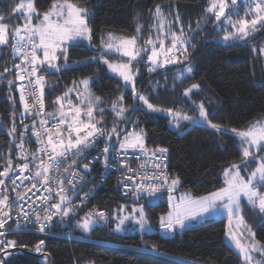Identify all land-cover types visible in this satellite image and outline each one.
<instances>
[{
    "label": "trees",
    "instance_id": "16d2710c",
    "mask_svg": "<svg viewBox=\"0 0 264 264\" xmlns=\"http://www.w3.org/2000/svg\"><path fill=\"white\" fill-rule=\"evenodd\" d=\"M247 1L250 0H245L244 4H248ZM18 2L19 0H0V15L8 16L13 5ZM72 2L92 9L88 16L92 39L89 46L68 47L67 64L84 63L69 66L59 72L41 69V74L45 76L46 112L54 111L56 97L72 88L73 82L77 83L85 78L90 80L91 92L103 100L102 106L112 103L118 95H123V103L130 112L133 106L138 108L140 102L134 99L132 90L125 89L119 78L106 73L101 63L87 60L98 55L101 41L106 40L109 33L121 38L137 36V46L143 45L149 36L154 37L155 29L152 26L155 6L177 2L188 19L196 18L197 25L202 22V26L194 25L190 35L185 38L188 42L185 45L187 52L184 55L176 53L182 62L158 67L152 72L148 71L145 59L135 62L139 71L136 91L161 109H173L192 116H196L198 112L195 106L204 102L210 113L209 118L229 130L246 129L256 121H264V63L259 54V48H264L263 26L257 25V29L262 30L256 35L252 31L245 39L224 41V29L228 28L230 31V26L217 22L213 13H204L209 0ZM50 3L51 0H35L40 13L47 10ZM240 4L239 18H245L246 9L242 2ZM8 22L11 25L22 21L13 19ZM137 22L142 25L141 34L136 32ZM15 63L18 60L13 58L11 48L0 46V171L7 166L9 158L12 159L13 168L21 162L18 158L19 148L16 147L20 139L19 133L25 124L29 125V133L31 131L29 121H20L22 112L19 80L15 75L17 70L13 67ZM187 67H191L192 72H187ZM5 68L9 71L4 72ZM10 80L13 81L11 87L8 84ZM193 84H198L199 89H193L190 97H185L183 93ZM72 98L75 100L74 93ZM13 113L17 131L9 135ZM112 118L110 112L104 111L102 127L109 129ZM117 126L122 130L121 138L129 130H143L149 149H168V169L180 179L172 196L180 190L189 191L196 197L208 195L224 185L222 172L225 168L233 163L241 164L243 168L240 144L230 131L227 135H221L204 125L182 123L180 129L183 130L176 132L169 129L166 117L142 110L131 114L130 122H119ZM25 140L24 150L32 151L33 137L26 135ZM98 144L104 146L103 140H98ZM0 179L5 180V188L0 187L2 192L6 190L7 178ZM111 182L112 179L109 178L108 188H99L86 203H81L87 188L83 189L73 201L79 206L75 213L62 220L66 221L63 226L60 224L61 220L54 219L46 229L50 234L13 232L0 237L17 242V247L7 249L8 255L0 252V259H4L5 264H242L236 249L224 241L227 231L225 217L201 218L192 222L188 228L164 237L157 230L156 222L159 215L168 211L169 201L148 197L138 201L124 200L120 193L112 190ZM132 206L144 207L151 223L150 231L135 230L130 222L116 231L118 217L130 214ZM90 208L103 211L107 220L92 218L98 223L85 232L77 225ZM241 208L246 224L255 233V238L264 242V214L253 209L244 199L241 201ZM40 240L44 244L41 245L42 251L37 253L35 244Z\"/></svg>",
    "mask_w": 264,
    "mask_h": 264
},
{
    "label": "snow or ice",
    "instance_id": "6c2138e0",
    "mask_svg": "<svg viewBox=\"0 0 264 264\" xmlns=\"http://www.w3.org/2000/svg\"><path fill=\"white\" fill-rule=\"evenodd\" d=\"M231 6L232 11L227 15L228 0H212L207 9L214 14L217 22L230 26V31L228 28L224 29L226 33L223 36L224 41L245 39L251 31L257 30V25L264 26V0H250L246 4L245 18H239L238 0H231ZM153 16L158 22L152 26L156 29L155 40L149 36L144 41V45L138 47L137 36L121 38L109 33L107 39L101 41V54L92 58L93 61L106 65L111 73L122 79L125 86H131L134 99L140 102V107L133 106L130 112L123 103V95L117 97L111 104V111L115 116L113 127L108 130L101 126L104 122L105 110L102 107L104 102L101 97L90 92V80L87 78L81 80L79 84L73 82L72 88L56 97L54 111L45 112L46 85L41 69L46 66L51 72H59L61 68L57 61L63 59L67 66L70 45L81 40L91 41L92 29L89 27L88 10L73 3L72 0H51L50 7L40 13L35 0H19L13 5L8 16L0 15V46L10 47L13 58H18L20 61L13 65L17 70L16 79L21 82L28 81L27 85L21 83L18 87L19 100L23 107L20 121L23 123L26 116H33L30 133L29 125L25 124L19 133L20 139L16 145L20 149L18 158L24 163L13 168L12 159L9 158L7 166L0 171V177L9 178L10 173L12 174L11 184L14 185L13 191H16V199L19 201L27 203L25 196L33 189L39 192L43 188L49 194L38 197L41 200L40 210L34 211L31 215L25 210L24 204L18 205L21 210L19 215L23 216L25 226L31 223L39 232L44 233L56 216L62 221L64 217L75 213L79 206L72 202V196L76 194L77 183L85 181L91 172L90 165L93 162L103 156L105 169L112 166L109 164V153L114 149L112 138L117 137L118 151L113 150V157H120L121 159H117L116 162L121 163V167L126 168L127 173H131V175L125 174L121 181L125 195H131L138 201L145 196L157 199L162 189L169 194L171 210L166 216L159 218L160 229L163 232L173 233L184 230L194 221L222 212L227 219L225 235L236 249L242 264H264V242L257 240L255 233L248 228L241 208L243 198L249 206L264 214V121H256L243 130L236 128L229 130L209 118L210 113L204 102L195 106L199 116L194 118L173 109H161L137 92L135 83L139 71L134 67V61L138 63L140 59H145L148 63V71L152 72L158 67L182 62L176 53L184 55L187 52L185 45L188 42L183 39V26H180L179 34L174 31L173 21L167 19L160 5L155 6ZM233 16L237 19L233 20ZM13 19L22 22L10 25L8 21ZM174 22L180 24L178 13L174 16ZM142 30V25L137 22L136 32L141 34ZM108 53H116L127 59L111 62L107 58ZM259 54L264 55V48L259 50ZM8 71V68L4 69V72ZM186 71L190 73L192 68L187 67ZM8 84L11 87L13 81H8ZM199 87L198 84H193L183 95L190 97L193 89ZM73 93L76 102L72 99ZM144 108L152 113H163L172 117L170 123H173L177 129L181 127V121H188L197 125L203 124L221 135H227L230 131L240 142L243 168L238 163L225 168L224 186L217 191L199 197L185 194L178 201L173 202L175 197L172 193L180 184V179L167 173V165L163 161L167 159L168 149L164 147L149 149L146 146L143 130L127 132L121 138L122 130L117 126V121L130 122V115ZM126 113L129 115L126 116ZM14 116L13 113V125L9 135L17 131ZM36 117L40 119L37 121ZM26 135L35 137V142L39 145L36 152L28 153L24 150ZM98 140H103L104 147L96 157L89 159V154L95 149ZM129 150L138 153L134 157L136 160L143 158V162L136 169L122 162L129 158ZM84 160H88V163H84ZM253 164L255 167L250 168ZM81 165L83 173L78 171ZM61 168L65 175L60 173ZM242 171L248 173L247 177L241 174ZM17 180H20V184L25 180H31L32 183L25 186L21 192L17 191L20 188V184L16 183ZM123 181L128 183L124 184ZM3 186L5 180L0 179V187ZM28 199L30 200L31 197ZM14 206H16L15 201L10 204L9 196L0 194V237L8 235L3 229L11 219L10 210ZM131 212V216L118 217L116 231H120L121 226L128 219L139 225L141 231L151 230L143 206L132 208ZM93 216L107 220L105 213L97 210L86 214L77 226L85 232L89 231L93 224ZM20 226L17 221V227ZM43 244V240L35 244L37 253L42 251ZM15 247H17L15 240L0 239V252H4L5 255L9 254L7 249ZM0 264H5V260L0 259Z\"/></svg>",
    "mask_w": 264,
    "mask_h": 264
},
{
    "label": "built area",
    "instance_id": "2783aa9c",
    "mask_svg": "<svg viewBox=\"0 0 264 264\" xmlns=\"http://www.w3.org/2000/svg\"><path fill=\"white\" fill-rule=\"evenodd\" d=\"M17 60H18V63H19L20 61H19L18 58H17ZM22 67H23V65H22ZM21 83L27 85L28 81L27 80H25L23 82L19 81L18 87L21 85ZM19 95H20V93H19ZM29 100L31 102V97H29ZM20 108H21V112L23 113V107H22L21 103H20ZM25 119L32 124L33 116H26ZM36 119L38 121L40 119V117H36ZM51 123L54 124L55 121H51ZM33 140H34V146H33L32 151L25 150L28 153L36 152L37 148L39 147V145L35 142V137H33ZM103 147L104 146L102 144H98V141H97L95 149L92 150L90 152V154H89V159H92V158L96 157L97 154L102 151ZM114 150L118 151V146L116 148H114ZM137 154L138 153H133L131 150H129V154H128L129 158L126 161H122V162L125 163V164L130 165L133 169L138 168L139 164L143 162V158L141 160H136L134 157ZM166 156H167V153H166ZM109 157H110L109 164L112 165L111 167H109L108 169H105V167L103 165V162H102L103 156H101L100 160L95 161V162H93L90 165L91 172L87 175L85 181H83L81 183H77L76 189H78L83 183H86V182L89 181L83 187V189L87 188V190L85 191L84 196L82 197L83 203H86L89 200L90 197L94 196L99 188H102V189L108 188L107 181L109 180V178L112 179V182H111V186L112 187L111 188H112L113 191L120 193V195L123 197L124 200L130 199L132 201H136L131 195H125V188L123 187V185L121 183V181L123 180V176L125 174L131 175V173H127L126 172V168H122L121 167V163H117L116 162L117 159H121V158L120 157H115L114 158L113 157V150L110 151ZM81 159H83V157H81ZM156 162L159 163L160 161H156ZM23 163H24V161L21 160V162L18 165H21ZM84 163H88V160H84ZM163 163L167 165V173L170 176H175V174L170 172L169 169H168V159L163 161ZM78 171L83 173L84 170H83V166L82 165L80 166ZM60 173L62 175H64L63 168L60 169ZM16 174H18V172ZM25 175H31V173H25ZM11 176H12V174L10 173L9 178H7V180H6V190H4L2 192L0 191V194L8 195L9 196V203L12 204L13 201H15L16 206H14L10 210L11 219L8 220V223L5 225V228L3 229V231H5L7 233H13V232L41 233L31 223H28L25 226V221H24L23 216L19 215L21 210L18 207V205L19 204H24L25 210L31 215L34 211H39L40 210L41 200L38 197L47 196L49 194L47 192H45L43 190V188H41L39 192H36V190L33 189L32 192H28L27 195L25 196V200L27 201V203H25V201H19V200L16 199V191H13L14 185L11 184ZM16 183L20 184V180H17ZM31 183H32L31 180H25L23 184H20V188L17 189V191H21L22 192L25 189V186H28ZM123 183L127 184L128 181H123ZM53 187H55V185ZM33 193H35V195H33ZM168 195H169L168 192L165 189H162L161 193L158 194V198L168 200ZM53 196H55L54 193H53ZM28 197H31V199L29 200ZM145 197H147V196H145ZM33 201H34V203H33ZM29 205H32V206L29 207ZM5 210H8V209H5ZM95 211H97V210H95L93 208L87 209L85 211L84 216L86 214H88V213H92V212H95ZM96 217L97 216H93L92 218H96ZM54 219L61 220V218L59 216H56ZM63 219H65V218H63ZM17 221H19V224L21 225L19 228L17 227ZM43 234H50V233L45 231Z\"/></svg>",
    "mask_w": 264,
    "mask_h": 264
},
{
    "label": "rangeland",
    "instance_id": "374dc122",
    "mask_svg": "<svg viewBox=\"0 0 264 264\" xmlns=\"http://www.w3.org/2000/svg\"><path fill=\"white\" fill-rule=\"evenodd\" d=\"M242 2V5H243V7H244V9H246V11H245V13L247 12V7H246V3L244 4V1L245 0H238V4H240V2ZM248 3L250 2V1H247ZM74 3V2H73ZM212 3V0H209V2H208V4H207V6L205 7V10H204V13L205 14H207V13H210V12H208L207 11V9H208V7L210 6V4ZM228 4H229V7H228V9L226 10L227 12H226V14H228V12H231L232 11V6H231V0H228ZM241 5V4H240ZM79 6L80 7H82V8H86L87 10H88V16H89V14H90V12H92V9L89 7V6H87V5H80L79 4ZM161 8H162V10L164 11V14H165V16L167 17V19L168 20H172L173 21V25H172V28H173V30L174 31H177V33L179 34V28H180V26L182 25L183 26V33H184V35H183V39L185 40V38L187 37V36H189L190 35V33L192 32V30H193V27H194V25H197V21H196V18H194V19H188L187 17L188 16H186V13H185V11L183 10V8L177 3V2H169V3H166V4H164V5H161ZM179 14V17H180V24H176L175 22H174V16H175V14ZM239 16H240V14H239ZM224 18H222V20H223ZM235 19H237V17L236 16H233V20H235ZM34 23H35V21H34ZM158 22L154 19V21H153V25L154 24H157ZM202 22H200L198 25H197V27L199 26V27H201L202 25ZM165 27L167 28V24L165 25ZM264 28V26L262 27V29ZM153 29H155V28H153ZM262 29H257V30H255V35L257 34V33H259L260 32V30H262ZM252 32V31H251ZM250 32V33H251ZM251 36H253V33L251 34ZM152 38L155 40V38H156V29L154 30V37L152 36ZM170 39V38H169ZM242 42H244V43H246L245 41H242ZM168 43V41H166V44ZM83 44H86V45H90V42L89 41H87V40H81V41H77V42H74L72 45H70V46H73V45H83ZM143 45H144V43H143ZM69 46V47H70ZM139 47V46H138ZM148 47H151V46H148ZM261 48H259V50H260ZM253 50V49H252ZM99 51H100V53H101V51H102V49H101V47H100V49H99ZM99 54V53H98ZM108 54H110V55H112L114 58H113V62H118L119 60H121V59H124V60H126L127 58L126 57H120L119 56V54H116V53H108ZM143 54V53H142ZM100 55V54H99ZM96 56H98V55H96ZM260 56H261V59H262V62L264 63V55H261L260 54ZM87 61H92V59H89V60H87ZM57 63L60 65V68H61V70L62 69H64V68H67V67H69V66H75V65H78V64H81V63H84V61H81V62H72L71 64H67V66H65V61L63 60V59H61V60H59V61H57ZM134 67L135 68H137V66H135V61H134ZM104 65V64H103ZM104 66H106V65H104ZM44 69V71H48L49 72V70H47V68H46V66H45V68H43ZM106 72L108 73V74H110V75H113L114 77H117V78H119L118 76H116L115 74H113V73H111L110 72V70L107 68V66H106ZM51 72V71H50ZM183 74V73H182ZM138 77V75L136 76V78ZM119 80L121 81V83H122V85H123V87L125 88V89H129V90H132V88H131V86H125V84H124V82L122 81V79L121 78H119ZM81 80H79L78 82H77V84H79V82H80ZM81 88H82V86H81ZM90 90V89H89ZM90 92H91V90H90ZM92 93V92H91ZM119 96H121V95H118L117 97H119ZM73 99V98H72ZM117 99V98H116ZM115 99V100H116ZM73 101L74 102H76L74 99H73ZM111 104L112 103H110V104H108V105H106V106H102L103 108H104V110L105 111H107V112H110L111 113V115H112V121H111V125H110V128L108 129V130H110L112 127H113V122H114V119H115V116H114V113L111 111ZM140 107V105H138V108ZM143 112H146V113H148L149 111L146 109V108H144L143 110H142ZM174 111V110H173ZM46 112V111H45ZM178 112H181V111H178ZM47 113V112H46ZM152 113V112H151ZM181 113H183V112H181ZM154 114H157V115H161V116H163V117H166L167 119H168V127H169V129H171V130H173V131H176V132H181L183 129H177V127H175V125L173 124V123H170V121L172 120V117H170V116H167L166 114H163V113H154ZM189 116H192V115H189ZM198 116H199V113L197 112V114H196V116H192V117H194V118H198ZM98 119H99V117H97ZM182 123H185V124H188V125H193V123H190V122H188V121H181L180 122V124H182ZM117 125H119V121H117ZM197 125V124H196ZM200 125H203V124H200ZM102 126V125H101ZM205 126V125H204ZM249 127V126H248ZM243 130V129H242ZM128 132H132V130H129ZM238 140V139H237ZM12 141H13V138H12ZM238 142H239V140H238ZM17 144V143H16ZM239 144H240V142H239ZM19 151H20V149H19ZM19 151H18V153H19ZM255 167V165H252V166H250V168H254ZM224 171V170H223ZM242 174V173H241ZM242 175H244L245 177H247V175H248V173L247 172H244ZM222 178H223V183H224V177H223V172H222ZM224 186V185H223ZM4 188H5V186H4ZM185 194H187V195H190V196H192V197H196V196H193V195H191V193L189 192V191H186L185 192V190H180V191H178L177 192V194H174V196L173 197H175V200L173 201V202H176V201H178L179 200V198L182 196V195H185ZM243 199V198H242ZM245 200V199H244ZM133 207H137V206H132L131 208H133ZM171 210V207H170V204H169V202H168V211L166 212V213H164V214H161V215H159V217H158V220H157V222H156V227L158 228L157 230L160 232V234L162 235V236H164V237H169V236H172L175 232H173V233H165V232H163L161 229H160V223H159V218L161 217V216H166L167 215V213L169 212ZM145 211V210H144ZM145 214H146V212H145ZM132 215V212L130 213V214H125V216H131ZM146 216H147V214H146ZM121 217H124L123 215L121 216ZM211 217H225L226 218V216H225V214L224 213H216V214H211V215H207V216H205V217H203V218H211ZM65 219H67L68 217H64ZM147 219H148V223H149V225L151 224L150 223V221H149V217L147 216ZM97 220L96 219H93V224H92V227L94 226V225H96L97 223H98V221L96 222ZM130 222V224H131V226L135 229V230H141L140 229V227H139V225H137V224H135L131 219H128V220H125V223L124 224H126V223H129ZM60 224H61V226H63L64 224H66V221H61L60 222ZM91 227V228H92ZM248 228H250V227H248ZM177 231H179V230H177ZM88 232V231H87ZM224 241L226 242V244L228 245V246H230V247H232V248H234V246L230 243V241L227 239V237H226V235H225V238H224ZM42 262H45V259H42Z\"/></svg>",
    "mask_w": 264,
    "mask_h": 264
},
{
    "label": "water",
    "instance_id": "95a60500",
    "mask_svg": "<svg viewBox=\"0 0 264 264\" xmlns=\"http://www.w3.org/2000/svg\"><path fill=\"white\" fill-rule=\"evenodd\" d=\"M116 141H117V137H114V140L112 141L114 148L116 147ZM111 151V150H110ZM103 161V158H102ZM65 175V174H64ZM5 178V177H4ZM89 182V181H88ZM83 183L78 189L75 190L76 194L72 196V202L74 201V199L78 196V194L82 191L83 187L88 183Z\"/></svg>",
    "mask_w": 264,
    "mask_h": 264
},
{
    "label": "crops",
    "instance_id": "0c3cea01",
    "mask_svg": "<svg viewBox=\"0 0 264 264\" xmlns=\"http://www.w3.org/2000/svg\"><path fill=\"white\" fill-rule=\"evenodd\" d=\"M83 45H86V44H83ZM86 46H88V45H86ZM99 54H101L100 51H99ZM99 54H98V55H99ZM109 57H110V58H109ZM112 57H113V56L110 55V54H108V56H107V58H109L111 62L114 61ZM133 63H134V62H133ZM101 64H102V66H103V68H104V70H105V72H106V71H107V70H106V66H104L103 63H101ZM106 73H107V72H106ZM109 75H110V74H109ZM112 76H113V75H112Z\"/></svg>",
    "mask_w": 264,
    "mask_h": 264
}]
</instances>
